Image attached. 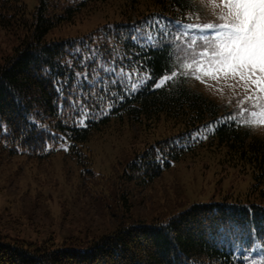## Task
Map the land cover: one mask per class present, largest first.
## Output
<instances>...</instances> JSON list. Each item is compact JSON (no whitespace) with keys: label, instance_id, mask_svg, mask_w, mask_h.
Here are the masks:
<instances>
[{"label":"trees","instance_id":"16d2710c","mask_svg":"<svg viewBox=\"0 0 264 264\" xmlns=\"http://www.w3.org/2000/svg\"><path fill=\"white\" fill-rule=\"evenodd\" d=\"M97 1L38 0L30 11L22 0H0V27L21 37L0 64V147L36 159L63 152L85 167L87 144L113 120H164L174 132L135 154L127 165L130 179L149 183L200 148L219 147L250 168L260 196L196 202L167 218L123 222L87 241L0 234V264H247L254 242L264 246V135L236 121L218 123L231 111L189 82L152 87L168 66L170 42L157 30L158 46L149 43L153 23L186 22L199 13L198 3L124 0L131 9L142 8L138 18L47 38ZM145 70L153 78L132 92L131 83Z\"/></svg>","mask_w":264,"mask_h":264},{"label":"rangeland","instance_id":"374dc122","mask_svg":"<svg viewBox=\"0 0 264 264\" xmlns=\"http://www.w3.org/2000/svg\"><path fill=\"white\" fill-rule=\"evenodd\" d=\"M22 1L30 11L38 4V0ZM195 1L211 18L222 10L219 0ZM139 9L127 7L124 0H99L72 21L52 29L47 38L84 35L104 23L132 15L138 18L142 13ZM200 14L179 22L200 23ZM159 22L153 23L155 40L163 36L162 28L169 32L167 39L172 43L191 39L174 40L173 34L179 35L177 21L165 18ZM20 38L19 33L0 27V64ZM206 79L207 83H201L192 78L189 83L224 104L231 114L236 113L240 107L237 102L246 95L243 86L232 88L231 80L217 83ZM237 120L246 126L244 117L237 116ZM174 130L164 120L140 124L115 119L87 144L85 167L63 152L36 159L10 154L0 147V234L37 242L50 238L57 243L68 238L87 241L112 232L123 222L167 218L196 202L259 198V190L252 188L250 168L231 160L226 149L219 147L200 148L149 183L130 179L126 170L135 154ZM251 130L264 135V125ZM245 258L247 264H264V246L255 241Z\"/></svg>","mask_w":264,"mask_h":264},{"label":"snow or ice","instance_id":"6c2138e0","mask_svg":"<svg viewBox=\"0 0 264 264\" xmlns=\"http://www.w3.org/2000/svg\"><path fill=\"white\" fill-rule=\"evenodd\" d=\"M199 2L203 4V0ZM219 4L222 10L214 18L202 7L197 17L200 23L176 22L179 35L173 34L174 40L191 39L183 44L169 42L168 66L152 87L164 88L169 82L185 83L192 78L201 83H207L206 78L217 83L231 80L234 83L229 87L242 85L246 95L237 102V112L218 123H240L237 116H241L250 129L264 125V0H219ZM162 31L166 40L169 32ZM147 39L153 47L158 46L151 35ZM120 74L127 75L123 69ZM127 78L131 81L130 76ZM152 78V73L145 70L131 83V91H138ZM86 118L85 113L81 118L84 127Z\"/></svg>","mask_w":264,"mask_h":264}]
</instances>
